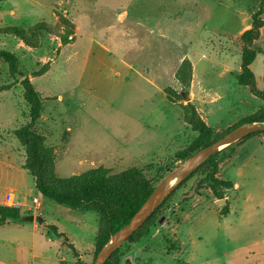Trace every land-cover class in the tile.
<instances>
[{"label": "rangeland", "instance_id": "obj_1", "mask_svg": "<svg viewBox=\"0 0 264 264\" xmlns=\"http://www.w3.org/2000/svg\"><path fill=\"white\" fill-rule=\"evenodd\" d=\"M258 8L259 0H0V50L16 57L23 75L15 80L0 60V87L9 86L0 90V207L6 191H14L20 206L10 209L52 218L70 237L68 243L49 230L51 256H65L62 264H92L102 216L61 215L70 208L44 199L23 169L25 151L14 131L29 122V109L19 82L27 77L42 102L33 129L53 150L58 177L141 168L147 180L159 182L183 162L173 154L196 136L163 92L181 90L175 75L184 59L198 78L194 103L204 100L215 137L264 108V7L251 45L255 93L234 79L239 37ZM44 66V74L33 76ZM261 136L221 154L217 176L233 184L225 191L228 214H219L222 204L209 188L182 200L194 177L160 210L163 222L121 247L119 264H264V140L254 139Z\"/></svg>", "mask_w": 264, "mask_h": 264}, {"label": "trees", "instance_id": "obj_2", "mask_svg": "<svg viewBox=\"0 0 264 264\" xmlns=\"http://www.w3.org/2000/svg\"><path fill=\"white\" fill-rule=\"evenodd\" d=\"M263 7L264 0H259V8L251 16L249 28L243 31L239 37L243 43L240 54V73L236 75L234 79L238 85L249 87L250 90L253 89L254 76L249 67L256 56V53L251 49V45L259 38L260 29L263 27V20L261 19ZM0 60L7 64L9 74L14 77L15 80L17 76L23 77L18 71V61L12 53L0 50ZM46 71L47 66H44L36 71L33 76H41ZM191 76V63L188 59H184L175 75L181 85V90L176 92L168 87L163 89L166 99L176 103L181 109L183 122L196 133L195 138L188 146L173 154L172 157L175 161H185L199 149L212 144L241 124L252 122L264 123V108H262L261 112L244 118L239 121V123L229 128V130L224 132L221 136L215 137L212 129L198 115L194 105L188 101ZM19 84L23 90V100L29 109V122L14 131L15 138L24 147L25 151L23 169L33 178L34 187L43 198L51 200L59 205H64L72 210L95 211L102 216L103 230L97 238L98 252L118 229L129 222L133 214L140 208L158 181L152 183L147 180L144 177V169L141 168H127L114 175H109V172L103 168H96L67 178L58 177L54 173L55 163L53 150L46 145L45 137L36 133L33 129L43 111L42 102L27 77L23 78ZM8 88L9 86H2L0 90L3 91ZM252 92L255 93L253 90ZM260 96L264 101V94ZM180 101H186V103L181 104ZM258 134L264 136V132H256L241 139L239 142L241 143L245 139ZM233 147L225 148H230L233 154ZM225 148L222 149L223 151H219L209 157L208 160L182 181L175 190L163 200L161 205L155 209L145 223L109 257L105 264H119L121 257L120 249L123 245L139 242L143 237L148 235L149 230L154 227L158 221L163 222L164 216L159 215L160 210L176 190L183 187L194 177L195 179L189 192L184 194L182 200H188L200 189L209 188L214 198L222 204L219 214H228V202L225 191L232 189L233 184L217 176L222 158L221 154H224L225 150H227ZM161 178L162 177H160V179ZM19 216L20 214L18 211L0 207V225L18 218ZM48 229L53 232L56 237L65 239L63 234L57 233L55 226H49ZM68 248L76 254V251L71 245H68Z\"/></svg>", "mask_w": 264, "mask_h": 264}, {"label": "water", "instance_id": "obj_3", "mask_svg": "<svg viewBox=\"0 0 264 264\" xmlns=\"http://www.w3.org/2000/svg\"><path fill=\"white\" fill-rule=\"evenodd\" d=\"M256 132H264V123L252 122L241 124L212 144L199 149L181 164L167 172L154 186L151 193L140 208L133 214L129 222L118 229L100 248L92 264H105L109 257L145 223L155 209L161 205L163 200L191 173L208 160L209 157L219 152L222 148L230 146ZM11 221L17 224L35 222L41 225L43 223L41 216L32 214H24Z\"/></svg>", "mask_w": 264, "mask_h": 264}, {"label": "crops", "instance_id": "obj_4", "mask_svg": "<svg viewBox=\"0 0 264 264\" xmlns=\"http://www.w3.org/2000/svg\"><path fill=\"white\" fill-rule=\"evenodd\" d=\"M197 82L198 78L194 74L192 66V76L189 86V99L195 105V109L200 118L207 124L204 108L205 103H203L204 100L200 99V105H196L194 103L193 87ZM209 102H212V99H210ZM254 139L264 140L262 136L254 137ZM249 140H252V138ZM2 194H0V202L2 201ZM71 211L72 209H69V211L65 212L62 211L61 215L68 214ZM22 213V211H19L20 216ZM50 218L51 217H49V219ZM51 219L50 221H45V219H43L44 224L41 225H38L35 222L17 224L11 220L7 223H4L3 225H0V264H62V262L65 260V256H60V258H58L56 255L55 257L50 255L48 243H52V240L49 238L50 231L48 227L55 226L57 233L63 234L65 239L68 240V243L70 237H67L60 229L59 224L54 220L52 221ZM60 251L66 252V247L63 243H61Z\"/></svg>", "mask_w": 264, "mask_h": 264}, {"label": "built area", "instance_id": "obj_5", "mask_svg": "<svg viewBox=\"0 0 264 264\" xmlns=\"http://www.w3.org/2000/svg\"><path fill=\"white\" fill-rule=\"evenodd\" d=\"M15 193L14 191H6L4 196L3 205L9 208H19L20 204L15 203L14 201ZM32 204L38 207L40 204L36 198L32 199Z\"/></svg>", "mask_w": 264, "mask_h": 264}]
</instances>
